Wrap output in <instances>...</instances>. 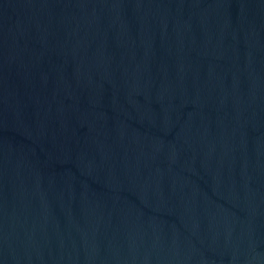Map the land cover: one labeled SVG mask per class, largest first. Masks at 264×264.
Here are the masks:
<instances>
[{
    "label": "water",
    "instance_id": "1",
    "mask_svg": "<svg viewBox=\"0 0 264 264\" xmlns=\"http://www.w3.org/2000/svg\"><path fill=\"white\" fill-rule=\"evenodd\" d=\"M0 264H264V0H0Z\"/></svg>",
    "mask_w": 264,
    "mask_h": 264
}]
</instances>
